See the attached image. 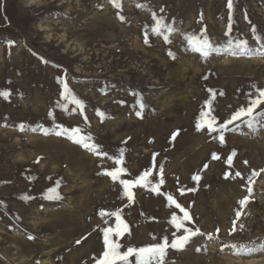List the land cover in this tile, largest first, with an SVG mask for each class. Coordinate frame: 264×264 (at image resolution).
Listing matches in <instances>:
<instances>
[{
	"label": "rangeland",
	"instance_id": "374dc122",
	"mask_svg": "<svg viewBox=\"0 0 264 264\" xmlns=\"http://www.w3.org/2000/svg\"><path fill=\"white\" fill-rule=\"evenodd\" d=\"M120 4L0 0V91L10 93L0 96V264H96L116 212L127 225L112 236L121 252L171 243L184 234L172 222L181 208L192 218L184 227L204 235L168 248L165 264H264V122L255 131L234 122L223 143L220 132L196 129L202 111L219 127L264 90V0H234L231 20L227 0ZM153 15L174 30L154 35ZM202 33L212 44L206 58L187 40ZM244 41L247 50L237 47ZM73 129L107 156L74 143ZM117 167L116 181L104 174ZM146 171L129 201L120 181ZM49 189L62 198L46 199Z\"/></svg>",
	"mask_w": 264,
	"mask_h": 264
},
{
	"label": "snow or ice",
	"instance_id": "6c2138e0",
	"mask_svg": "<svg viewBox=\"0 0 264 264\" xmlns=\"http://www.w3.org/2000/svg\"><path fill=\"white\" fill-rule=\"evenodd\" d=\"M110 3L113 5V7H116L117 9L120 8V0H110ZM139 6V5H138ZM234 7V0H227V9L229 11V17L228 19H232V11ZM121 21H124L123 16H119ZM153 20L155 21L154 27L151 28V32L156 35L160 36L164 32L171 33L174 29L171 27L167 26L164 24L162 18H157L155 15H153ZM229 28H231V25L229 24ZM256 29L253 28V32L255 33ZM202 36H205L204 33L201 34ZM165 42H168V35L163 36ZM188 43L191 46L192 50L195 52H199L202 57H207L209 55L210 50L212 49V44L208 38H203L201 39L200 37L196 36H189L187 37ZM144 43H148V36L147 33L145 34L144 38ZM12 45V42L9 41V46ZM237 47H240L241 49L247 50V42H241L237 45ZM170 56H172V53H169ZM175 57L173 56V59ZM47 63V61H45ZM258 95L249 100L247 108H240L237 111H235L232 116L227 119L222 125L219 127H214L215 123V117L211 116L209 112L202 111L201 113V120L196 124V129L199 131L203 128H207L210 132H220L219 140L221 143L224 142V135L223 131L228 130V126L233 124L236 121H241L244 120V123L250 130H257V124L264 122V112H260L258 114L254 113L256 112V109L259 108L261 104H264V90L258 89ZM64 92L66 95V98L70 95L67 83L65 82L64 84ZM250 96L252 95L251 93L249 94ZM0 96H2L4 99H7L10 96V93L7 91H0ZM72 100L79 106L83 107L82 103L79 100H76L74 96L71 97ZM139 104V109L140 111L137 112V115L140 116L141 112L143 111L145 105L141 100L138 101ZM247 118V119H244ZM261 126H264V123L261 124ZM23 129V126H21ZM69 134L68 129H61L56 133V135H65ZM175 135L177 133L173 134V139L175 138ZM69 138L73 140L74 143L82 145L84 148L88 149L89 151L94 152V154L98 155H103L107 156V153H100L97 150V146L94 144L88 143L89 140H91V137H85L80 135V130L79 129H73L71 130V133L69 135ZM235 155V153H233ZM122 156V153H121ZM109 159H113V157H108ZM213 158L216 159L218 158L216 154H213ZM232 157L230 156L228 158V163L231 164ZM39 162V161H37ZM120 158L114 159V163L119 165L121 163ZM247 163V161H245ZM207 165H205V168ZM161 173L163 172V168L161 166L160 169ZM261 171H264L262 169ZM124 172L123 168L117 167L113 171H106L104 174L108 175L111 177L113 181H116L119 178V175ZM150 175L149 172H145L144 174L140 175L134 182L129 181V180H121L120 183L123 185V191L124 195L128 198L129 201L133 199V192L131 191V188L135 185H141L144 186V183H147L146 178ZM258 173L253 171L252 174L248 177L247 183H248V196H245L243 199L239 201V204L241 208H243L248 202H249V197L252 194V187L251 184L253 183V177L257 176ZM241 173L236 172L235 177H240ZM233 177V178H235ZM225 178H228L226 175ZM194 180L199 181L201 177L199 175H196L193 177ZM160 183H163V180L161 179ZM194 190V189H191ZM190 190V191H191ZM152 191L154 192H159V185H155L152 187ZM183 192V190H181ZM46 199L53 200V199H61L62 197L59 196V194L56 192V189H49L48 194L45 196ZM25 199H28L25 197ZM167 200L175 204L176 201L173 199L171 195L167 196ZM177 207H180V205H176ZM181 211L183 212V219L177 222V217L173 216L172 217V222L175 224V227L177 231H179L181 228L184 230V234L178 236L176 239L172 240L171 243H169L168 238H163L162 242H158L152 246L149 247H142V248H133L129 247L127 251L121 252L120 251V244L117 243L115 240L112 239V236H123L124 233L127 230V225L122 221L120 213H108L110 216H115L116 218V226L115 228H105L103 229V234H104V252L102 257H100L97 261L96 264H130L129 257L135 256L136 261L135 264H165V259L167 256V249L172 248V249H177V250H182L186 244L190 241L192 237H195L197 235H204L203 233L200 232L199 229H196L193 231L191 228H186L184 227V221H191V217L189 216L188 212L185 211L183 208H181ZM241 216V212L237 211L236 212V219L239 220ZM236 227V221H233V231H235ZM241 228H243V225H240ZM219 229H217V232ZM29 239H34V237L29 236ZM207 238L209 240L213 239L214 237L212 234H208ZM77 244L80 243L78 240L76 242ZM235 247V246H233ZM199 251V249H197Z\"/></svg>",
	"mask_w": 264,
	"mask_h": 264
}]
</instances>
